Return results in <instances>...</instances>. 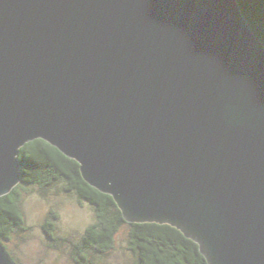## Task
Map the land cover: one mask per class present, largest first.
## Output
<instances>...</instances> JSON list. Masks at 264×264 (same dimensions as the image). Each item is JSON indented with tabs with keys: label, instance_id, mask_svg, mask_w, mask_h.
Listing matches in <instances>:
<instances>
[{
	"label": "water",
	"instance_id": "95a60500",
	"mask_svg": "<svg viewBox=\"0 0 264 264\" xmlns=\"http://www.w3.org/2000/svg\"><path fill=\"white\" fill-rule=\"evenodd\" d=\"M37 138L127 221L264 264V43L238 0H0V197Z\"/></svg>",
	"mask_w": 264,
	"mask_h": 264
},
{
	"label": "trees",
	"instance_id": "16d2710c",
	"mask_svg": "<svg viewBox=\"0 0 264 264\" xmlns=\"http://www.w3.org/2000/svg\"><path fill=\"white\" fill-rule=\"evenodd\" d=\"M238 3L252 30L264 43V0H238ZM17 158L21 181L0 197V240L15 262L24 264L8 250L4 241L10 240L15 231L29 229L20 205L22 193L29 185L46 189L62 184L66 193L74 194L80 204H89L94 213L92 222L84 226L80 243L74 246L75 264H92L89 252L103 258L114 248L118 232L124 226L133 264H208L199 245L176 227L127 221L113 197L87 183L79 163L49 142L41 138L31 140L19 149ZM58 217V212L51 210L42 222L51 244L59 240L56 235Z\"/></svg>",
	"mask_w": 264,
	"mask_h": 264
},
{
	"label": "rangeland",
	"instance_id": "374dc122",
	"mask_svg": "<svg viewBox=\"0 0 264 264\" xmlns=\"http://www.w3.org/2000/svg\"><path fill=\"white\" fill-rule=\"evenodd\" d=\"M22 194L20 205L29 229L13 232L11 239L4 241L8 250L24 264H75L74 246L80 243L84 226L94 219L90 205L86 202L80 204L74 194L63 190L62 184L46 189L29 185ZM51 210L59 215L56 231L59 240L52 244L42 227ZM125 234L126 226L120 229L114 248L103 258L89 252V263L133 264Z\"/></svg>",
	"mask_w": 264,
	"mask_h": 264
}]
</instances>
